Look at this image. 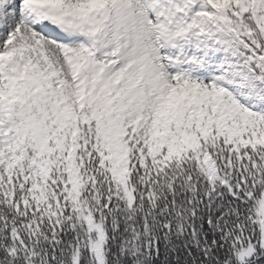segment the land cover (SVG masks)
<instances>
[{"label":"snow or ice","instance_id":"obj_1","mask_svg":"<svg viewBox=\"0 0 264 264\" xmlns=\"http://www.w3.org/2000/svg\"><path fill=\"white\" fill-rule=\"evenodd\" d=\"M0 264H264V0H0Z\"/></svg>","mask_w":264,"mask_h":264}]
</instances>
